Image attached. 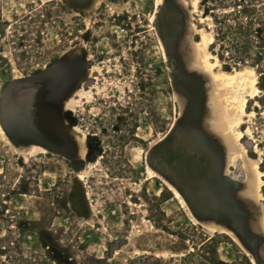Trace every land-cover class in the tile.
<instances>
[{"label":"rangeland","instance_id":"rangeland-1","mask_svg":"<svg viewBox=\"0 0 264 264\" xmlns=\"http://www.w3.org/2000/svg\"><path fill=\"white\" fill-rule=\"evenodd\" d=\"M200 1L0 0V264H264V48Z\"/></svg>","mask_w":264,"mask_h":264},{"label":"trees","instance_id":"trees-1","mask_svg":"<svg viewBox=\"0 0 264 264\" xmlns=\"http://www.w3.org/2000/svg\"><path fill=\"white\" fill-rule=\"evenodd\" d=\"M200 4L212 17L211 51L221 62L244 64L252 40L264 48V0H201ZM260 58L264 65V51L258 52L257 59ZM259 73L264 74L261 70ZM92 140L89 137L91 146Z\"/></svg>","mask_w":264,"mask_h":264},{"label":"bare ground","instance_id":"bare-ground-1","mask_svg":"<svg viewBox=\"0 0 264 264\" xmlns=\"http://www.w3.org/2000/svg\"><path fill=\"white\" fill-rule=\"evenodd\" d=\"M209 57L210 56H208L206 53L203 55V57H202L203 69L215 80V79H217V77L214 73L215 65L211 61H209ZM235 74H236V76H233V77H230L226 74H223V75H221V81L226 85H231L234 83V85H237V86L239 85L242 89H248V88L252 87L253 80H246V78L243 79L242 77H239L240 72H237ZM241 88H239V89H241ZM238 94H239V91H238ZM222 106L227 112H229V115H230L229 116V123L228 124L226 123L228 125L229 132L232 135H237L238 131H236L235 127L237 126L241 117H243V115L245 113V110L243 108L242 99L237 94L233 93L232 95L224 98V100L222 101ZM232 164L233 165L236 164L235 158H234V160H232Z\"/></svg>","mask_w":264,"mask_h":264}]
</instances>
